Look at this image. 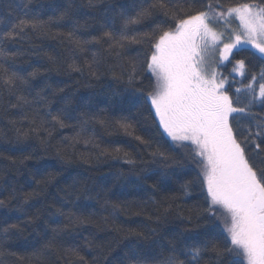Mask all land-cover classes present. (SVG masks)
I'll list each match as a JSON object with an SVG mask.
<instances>
[{
    "label": "trees",
    "instance_id": "obj_1",
    "mask_svg": "<svg viewBox=\"0 0 264 264\" xmlns=\"http://www.w3.org/2000/svg\"><path fill=\"white\" fill-rule=\"evenodd\" d=\"M244 5L264 11V0H0V264H248L150 99L160 38ZM236 61L230 124L264 186V52L242 43ZM227 173L236 181L219 186L246 199V174Z\"/></svg>",
    "mask_w": 264,
    "mask_h": 264
},
{
    "label": "rangeland",
    "instance_id": "obj_2",
    "mask_svg": "<svg viewBox=\"0 0 264 264\" xmlns=\"http://www.w3.org/2000/svg\"><path fill=\"white\" fill-rule=\"evenodd\" d=\"M214 24L222 25L223 32ZM242 43L264 52V11L255 5L181 21L156 45L151 70L157 88L150 99L166 135L201 172L212 215L239 256L248 264H264V186L234 138L230 117L237 109L225 92L232 77L244 75L243 61L230 65L234 48ZM235 164L250 183L246 199L243 190L237 200L219 186L222 176L225 184L236 181L227 173Z\"/></svg>",
    "mask_w": 264,
    "mask_h": 264
},
{
    "label": "flooded vegetation",
    "instance_id": "obj_3",
    "mask_svg": "<svg viewBox=\"0 0 264 264\" xmlns=\"http://www.w3.org/2000/svg\"><path fill=\"white\" fill-rule=\"evenodd\" d=\"M217 106V105H216ZM219 106V105H218ZM214 132L215 133H218V129L216 128V126H215V128H214ZM222 143H223V141H221ZM221 145H223V144H221ZM224 147V146H223ZM224 148H227V147H224Z\"/></svg>",
    "mask_w": 264,
    "mask_h": 264
}]
</instances>
